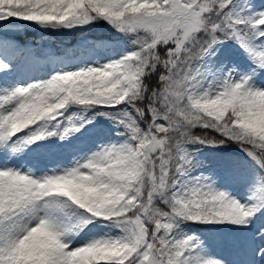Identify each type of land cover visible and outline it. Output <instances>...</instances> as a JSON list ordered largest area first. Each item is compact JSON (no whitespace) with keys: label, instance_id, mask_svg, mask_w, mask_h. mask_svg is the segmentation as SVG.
Returning a JSON list of instances; mask_svg holds the SVG:
<instances>
[{"label":"snow or ice","instance_id":"1","mask_svg":"<svg viewBox=\"0 0 264 264\" xmlns=\"http://www.w3.org/2000/svg\"><path fill=\"white\" fill-rule=\"evenodd\" d=\"M0 264H264V0H0Z\"/></svg>","mask_w":264,"mask_h":264},{"label":"rangeland","instance_id":"2","mask_svg":"<svg viewBox=\"0 0 264 264\" xmlns=\"http://www.w3.org/2000/svg\"><path fill=\"white\" fill-rule=\"evenodd\" d=\"M22 29H24V25L23 24L21 25V27L17 31H19L21 33ZM71 33L72 32H52V31L44 32L42 30H38L37 29V33H35L36 37L30 34V36L34 37L36 40L35 41L29 40V41L33 42L32 43L33 45H38V44L42 43L46 47L47 46H51V47L69 46V47H71L72 45L76 44L77 41H79L81 39V38H78L77 40H75L74 43L69 45V43L65 42V40H67V37ZM32 34H34V33H32ZM87 38L94 39L93 37H87ZM17 40H19V39H17ZM29 41H27V42H29ZM20 42H22V41H20ZM22 43H26V42H22ZM232 147H235V146L233 145ZM221 254L224 255L225 257L231 258V254L229 252H227V251H223Z\"/></svg>","mask_w":264,"mask_h":264},{"label":"trees","instance_id":"3","mask_svg":"<svg viewBox=\"0 0 264 264\" xmlns=\"http://www.w3.org/2000/svg\"><path fill=\"white\" fill-rule=\"evenodd\" d=\"M101 31H103V30H101ZM89 32L92 33V31H89ZM89 32H87V33H89ZM101 33H102V34H101ZM101 33H99V34H100V35H108V36L111 35L110 30H107V31H105V32H101ZM196 134H197V135H200V134H202V133L200 132V130H196ZM212 135H214V134H212Z\"/></svg>","mask_w":264,"mask_h":264},{"label":"bare ground","instance_id":"4","mask_svg":"<svg viewBox=\"0 0 264 264\" xmlns=\"http://www.w3.org/2000/svg\"><path fill=\"white\" fill-rule=\"evenodd\" d=\"M22 43V42H21ZM26 43H28V44H32V42H26Z\"/></svg>","mask_w":264,"mask_h":264}]
</instances>
